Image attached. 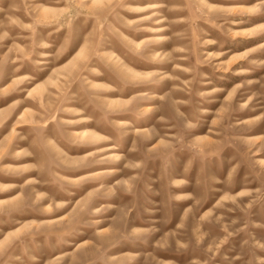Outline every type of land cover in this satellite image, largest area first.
<instances>
[{
  "label": "rangeland",
  "instance_id": "374dc122",
  "mask_svg": "<svg viewBox=\"0 0 264 264\" xmlns=\"http://www.w3.org/2000/svg\"><path fill=\"white\" fill-rule=\"evenodd\" d=\"M0 264H264V0H0Z\"/></svg>",
  "mask_w": 264,
  "mask_h": 264
}]
</instances>
